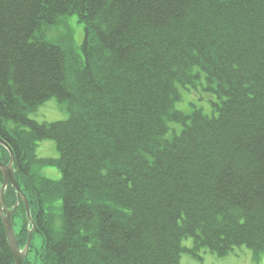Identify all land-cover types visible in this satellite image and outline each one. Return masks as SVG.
I'll use <instances>...</instances> for the list:
<instances>
[{"label": "trees", "instance_id": "1", "mask_svg": "<svg viewBox=\"0 0 264 264\" xmlns=\"http://www.w3.org/2000/svg\"><path fill=\"white\" fill-rule=\"evenodd\" d=\"M71 15L82 43L50 40ZM202 78L218 101L183 111ZM54 98L67 119L30 117ZM0 136L42 264H182L243 246L264 258V0H0ZM46 139L57 158L37 155ZM13 216L24 248L23 201ZM0 264H15L1 209Z\"/></svg>", "mask_w": 264, "mask_h": 264}, {"label": "rangeland", "instance_id": "2", "mask_svg": "<svg viewBox=\"0 0 264 264\" xmlns=\"http://www.w3.org/2000/svg\"><path fill=\"white\" fill-rule=\"evenodd\" d=\"M48 36L50 40L56 41L61 38H65L66 41H69L70 39V43L74 41L75 45H80L84 39L83 26L78 23L75 15H71L63 19L61 26H59L58 28H52L48 32ZM72 39L73 41H71ZM200 82L201 83H198L195 86L188 85L186 88H184V90H181L180 93L181 100L178 101L176 105L183 111L191 112L196 108H200L205 114L211 113L212 102L218 101V97L215 93H212L211 91L206 89L207 82H205L203 78L201 79ZM68 116L69 113L65 103H60L55 98L45 102L42 106H40L35 112H33L30 115L32 119H35L39 122H44V121L52 122L58 120H65L68 118ZM173 130L179 132L180 126H178V124H175L174 126L171 127V130L167 135L169 138H171ZM36 152L39 157L57 158L59 156L56 142L52 139H46L41 141L36 149ZM8 160L9 162H4V163L5 164L10 163L11 155L9 156ZM15 166L16 164L14 159V162L12 163V167L14 170V176L16 178ZM40 173L52 179H59L61 177L59 169L55 166H44L40 169ZM16 196L18 200V191L12 184H9L8 187L5 189V205L9 209L12 206L9 207L7 205L6 203L7 198L8 201H10V200H14ZM21 202L22 200L20 201V203ZM13 222H14V229L18 230L20 227L19 220ZM29 227H32V225L30 224ZM183 243H185V245L189 248L193 246L191 237L189 239H185ZM42 246H43L42 236L39 232H35L33 237V247L30 250L31 248L30 245L27 256V258L29 257L31 264H42L39 255ZM196 253H198L201 256V259L194 257L192 253L191 254L183 253V255L181 256L182 264H264V258L255 261L254 252L251 249L247 248L246 246L236 247L233 253L223 257L217 256L215 253L210 252L206 248H202V250L197 251Z\"/></svg>", "mask_w": 264, "mask_h": 264}, {"label": "water", "instance_id": "3", "mask_svg": "<svg viewBox=\"0 0 264 264\" xmlns=\"http://www.w3.org/2000/svg\"><path fill=\"white\" fill-rule=\"evenodd\" d=\"M0 144L3 145L10 153L11 155V161L9 164H5L0 160V170L3 174L4 180L0 189V209L2 213L3 218V224L4 228L7 234V238L9 241V246L11 248L12 254L15 259V264H25V259L28 256V251L32 242V237L36 229L35 220L32 217L31 209L29 201L20 188V186L17 183V180L14 176V170L12 167V163L15 159V154L10 147V145L0 136ZM9 184H12L16 190L18 191V200L17 203L13 208H8L5 205V189L8 187ZM23 201L26 207V213L29 223L32 225L31 229H29V234L27 238V242L24 248L20 247V244L18 242L17 234L14 229V223H13V215H14V209L19 205L20 201Z\"/></svg>", "mask_w": 264, "mask_h": 264}]
</instances>
